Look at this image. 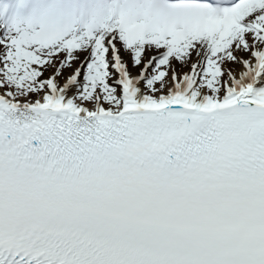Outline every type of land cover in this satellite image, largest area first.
<instances>
[{
    "label": "snow or ice",
    "instance_id": "1",
    "mask_svg": "<svg viewBox=\"0 0 264 264\" xmlns=\"http://www.w3.org/2000/svg\"><path fill=\"white\" fill-rule=\"evenodd\" d=\"M0 264H264V0H0Z\"/></svg>",
    "mask_w": 264,
    "mask_h": 264
}]
</instances>
